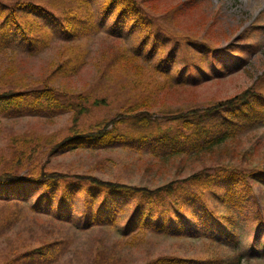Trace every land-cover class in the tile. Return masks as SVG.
I'll return each mask as SVG.
<instances>
[{"label": "rangeland", "instance_id": "1", "mask_svg": "<svg viewBox=\"0 0 264 264\" xmlns=\"http://www.w3.org/2000/svg\"><path fill=\"white\" fill-rule=\"evenodd\" d=\"M10 1L5 0L6 3ZM139 1L150 12L155 40L143 39V33L136 32L130 38L117 42L104 31L94 30L70 39L68 48L78 55V59L89 62L77 75L62 77L59 73V79L50 82L58 89L61 86L63 91L90 98L91 103L85 105L88 110L83 116L78 115L77 124L73 112L33 108L32 97L23 107L0 108V169L10 165L16 153L19 152L20 156L22 150L28 153L35 150L33 165L39 169L37 174L44 170L56 171L149 189L184 180L204 168H212L210 173L214 174L219 164H244L249 166V171L256 168L264 171V126L245 130L237 140L226 142L217 153L202 155V158L180 157L165 161L153 153L155 144L128 138L112 140L108 145L94 149L51 153L57 143L75 131L76 126L83 130L95 128L100 122L110 123L125 113L129 106L145 101V98L149 100L150 109L138 119L155 120L156 117L168 122L174 118V110L215 104L248 88L260 91L264 96V0ZM56 2L58 9H52L57 14L63 13L64 17H68V11L75 8L76 13L69 17L79 21L78 28L89 21H99L95 13L80 7L85 6L86 0ZM27 20L31 22L34 18L27 17ZM10 41L9 49L0 53V93L19 89L41 90L46 77L65 59V53L61 50L60 57L56 44L55 48L29 51V46L15 41L13 34ZM214 52L221 54L218 67L212 56ZM118 54L129 55L132 60L118 63ZM169 54L174 56L169 77L155 74V66ZM223 66L227 68V75L217 78L221 75L215 69L223 70ZM8 68L12 73L8 74ZM102 72L106 76L101 75ZM138 80L149 84L144 93L134 86ZM166 80L169 85H182L152 94V90ZM96 100H104L105 103L96 105ZM142 107L139 104L137 111H142ZM155 125L151 127L154 132ZM250 184L254 193H242L241 207L232 208L239 245L234 248L227 243L219 247L211 244L228 264H264V227L261 224L264 222V184L260 181H250ZM226 187L227 184L221 181L220 186L214 185L204 198H199L196 188L191 186L183 200L197 206L198 203H207L214 208L221 203L220 195L227 194ZM84 197V193L77 197L76 206ZM134 203L127 208V215L135 208ZM180 206L186 214L191 213L189 203ZM162 209V216H168L170 209ZM224 210L222 207L218 211ZM26 215L14 231L0 237V264L5 262L11 251L17 253L36 247L40 233L52 230L55 240L67 236L69 247L49 264H92L89 256L97 242H101V247L113 255V260L117 259L111 264H145L163 255L197 258L211 253L210 246L205 244L209 243L206 239L178 238L154 232H150L137 246L126 247L115 229L92 228L98 230L83 232L76 224L59 222L56 226L50 224L52 230L45 224L34 230L35 220ZM38 220L46 221L44 218ZM119 226L123 227V224Z\"/></svg>", "mask_w": 264, "mask_h": 264}, {"label": "trees", "instance_id": "2", "mask_svg": "<svg viewBox=\"0 0 264 264\" xmlns=\"http://www.w3.org/2000/svg\"><path fill=\"white\" fill-rule=\"evenodd\" d=\"M84 5L80 7L84 11L95 13L99 21H89L78 28L79 21L69 17L76 13L75 8L68 11V17H64L63 13L57 14L52 9H58L56 0L45 2L11 0L7 3L0 0V31H3L0 32V53L11 46V34L14 35L15 41L29 46L27 47L29 51L44 47L55 48L56 44L60 57L61 50L65 53V59L59 62L45 81L43 80L41 90L30 92L19 89L0 93V108L10 110L15 106L23 107L32 97L33 108L73 112L77 124L78 115L83 116L87 112L88 107L85 105L91 103L90 98L87 95L63 91L61 86L58 89L50 82L58 80L59 73L62 77L77 75L89 62L82 58L78 59V55L68 48L70 39L94 30L104 31L117 42L130 38L136 32L143 33V39L155 40L150 12L139 0H86ZM27 17L34 20L30 22ZM212 56L218 67L220 52H214ZM129 60L132 58L123 54L119 55L117 62ZM173 65L174 56L169 54L155 66L154 72L168 78ZM116 70L120 71L118 68ZM215 70L221 75L217 78L227 75L225 66L223 70L219 68ZM9 72L12 73V70L8 68V74ZM101 75L106 76V73L102 72ZM181 85V83L169 85L166 80L160 83L156 90L154 88L152 94H158L167 88H179ZM134 86L144 93L149 84L138 80ZM148 101V98H145V101L129 106L125 113L110 123L100 122L95 128L83 130L76 126L75 131L57 143L51 153L65 152L67 149H94L108 145L112 140L128 138L155 144L152 148L153 153L165 161L178 160L180 157L202 158V155L217 153L226 142L237 140L245 130L251 128L256 130L259 126H264V96L252 88L215 104L174 110V118L168 122L158 120L156 117L155 120L138 119L150 109ZM101 103L105 101L94 102L96 105ZM139 104L145 107H142V111H137ZM153 125L155 132L151 129ZM18 153L10 165L0 169V237L14 231L26 213L27 217L35 220L32 226L34 230L42 224L52 230L50 224L54 223L56 226L59 222L76 224L83 232L98 230L92 228L115 229L119 233L118 238L126 247L142 243L150 232L176 235L178 238L206 239L209 242L205 243L210 246L211 253L208 255L197 258L163 255L145 264H228L211 244L219 247L227 243L234 248L239 245L240 239L234 225L232 208L241 207L242 193H254L250 181H260L264 184V171L260 172L259 168L249 171V166L244 164H219L214 174L210 173L212 168H204L184 180L172 181L161 187L149 189L56 171L44 170L37 174L36 171L39 169L33 165L36 151L28 153L22 150L20 156ZM240 162L243 163L242 160ZM221 181L227 184V194L220 195L221 203L214 208L207 203V205L198 203L197 206L183 200L191 186L196 188L199 198H204L205 193L216 184L220 186ZM82 193L85 197L80 205L76 206L77 197ZM171 198L172 202L168 203ZM134 201L135 208L127 215V208ZM188 203L190 214H186L184 212L186 210H181L180 206V204L187 206ZM164 207L169 209L174 207L169 210L166 217L162 216ZM222 207L225 210L218 211ZM38 218H44L46 221L42 223ZM120 224H123V227H120ZM261 224L264 227V222ZM54 234L53 230L50 233H40L39 245L31 249H23L22 246L23 250L17 253L11 251L6 255L3 264L54 262L64 249L69 247L67 236L55 240ZM100 244L101 242H97L90 253L92 264H111L116 261L117 259L113 260V255L105 251Z\"/></svg>", "mask_w": 264, "mask_h": 264}]
</instances>
